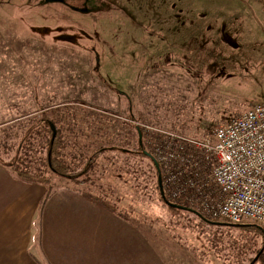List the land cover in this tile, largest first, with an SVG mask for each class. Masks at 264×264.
I'll use <instances>...</instances> for the list:
<instances>
[{
    "label": "rangeland",
    "instance_id": "obj_1",
    "mask_svg": "<svg viewBox=\"0 0 264 264\" xmlns=\"http://www.w3.org/2000/svg\"><path fill=\"white\" fill-rule=\"evenodd\" d=\"M263 99L264 0H0V139L47 112L70 150L116 148L87 188L115 194L170 264H264V229L170 210L124 117L204 139Z\"/></svg>",
    "mask_w": 264,
    "mask_h": 264
},
{
    "label": "crops",
    "instance_id": "obj_2",
    "mask_svg": "<svg viewBox=\"0 0 264 264\" xmlns=\"http://www.w3.org/2000/svg\"><path fill=\"white\" fill-rule=\"evenodd\" d=\"M45 190L0 163V264H170L134 222L72 189L57 190L38 223Z\"/></svg>",
    "mask_w": 264,
    "mask_h": 264
},
{
    "label": "built area",
    "instance_id": "obj_3",
    "mask_svg": "<svg viewBox=\"0 0 264 264\" xmlns=\"http://www.w3.org/2000/svg\"><path fill=\"white\" fill-rule=\"evenodd\" d=\"M158 163L165 196L209 220L264 229V99L198 139L124 117Z\"/></svg>",
    "mask_w": 264,
    "mask_h": 264
},
{
    "label": "trees",
    "instance_id": "obj_4",
    "mask_svg": "<svg viewBox=\"0 0 264 264\" xmlns=\"http://www.w3.org/2000/svg\"><path fill=\"white\" fill-rule=\"evenodd\" d=\"M212 135L213 133L207 137H212ZM69 143L66 132L63 131V128L55 125V122L48 117L47 112L40 118L38 117L33 126H29L22 133L18 143L13 145L5 138L0 139V146L2 144L8 145L7 151L10 149L13 152L8 158L0 153V163L10 167L17 175L28 180L38 181L45 186L46 190L39 205L38 223L46 201L60 188H68L83 193L108 211L131 221L128 215L132 214L133 211H129L127 207L120 210L121 204L117 202L118 199L114 197L115 194H104L100 191L90 192L87 188L88 185L93 184L92 174L95 167L99 165V159H104L105 153L116 148L100 146L88 153L84 148L78 146L75 151L70 150ZM131 152L147 155L144 149L132 150ZM155 176L154 187L157 189L163 204L172 211H181L182 209L169 205L167 198L165 199L162 195L158 170L155 171ZM184 209L191 210L186 206ZM191 211L204 220H209L196 210ZM259 259H263V256Z\"/></svg>",
    "mask_w": 264,
    "mask_h": 264
},
{
    "label": "water",
    "instance_id": "obj_5",
    "mask_svg": "<svg viewBox=\"0 0 264 264\" xmlns=\"http://www.w3.org/2000/svg\"><path fill=\"white\" fill-rule=\"evenodd\" d=\"M53 128H54V130H55V127H53ZM147 154L150 155V153H147ZM153 160H154L155 165H156V168H157V170H158V172H159V186H160V190H161L162 195H163L164 198L166 199V196H165V193H164V189H163V184H162V176H161V173H160V168H159V165H158V163L155 161L154 158H153ZM168 204L171 205V206L177 207V208H182V209L185 208V206L180 205V204L172 203V202H170L169 200H168ZM192 210H193V209H192ZM226 223H228V222H226ZM228 224L233 225V223H228ZM235 225H246V224H241V223H240V224H235ZM257 259H258V257L255 258V260H257ZM255 260H254V261H255Z\"/></svg>",
    "mask_w": 264,
    "mask_h": 264
}]
</instances>
